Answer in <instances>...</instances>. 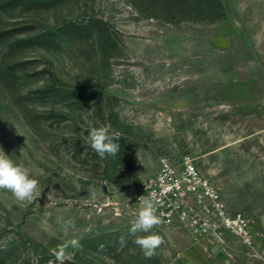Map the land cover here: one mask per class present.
<instances>
[{
    "label": "rangeland",
    "instance_id": "rangeland-1",
    "mask_svg": "<svg viewBox=\"0 0 264 264\" xmlns=\"http://www.w3.org/2000/svg\"><path fill=\"white\" fill-rule=\"evenodd\" d=\"M0 148L39 181L31 203L0 189V264H264V0H0ZM164 161L194 164L251 244L178 218L130 234Z\"/></svg>",
    "mask_w": 264,
    "mask_h": 264
},
{
    "label": "built area",
    "instance_id": "built-area-1",
    "mask_svg": "<svg viewBox=\"0 0 264 264\" xmlns=\"http://www.w3.org/2000/svg\"><path fill=\"white\" fill-rule=\"evenodd\" d=\"M139 191L140 199L156 202L161 223L178 218L199 237L231 233L251 244L248 220L227 210L210 181L190 161L180 165L164 161L156 177Z\"/></svg>",
    "mask_w": 264,
    "mask_h": 264
},
{
    "label": "clouds",
    "instance_id": "clouds-1",
    "mask_svg": "<svg viewBox=\"0 0 264 264\" xmlns=\"http://www.w3.org/2000/svg\"><path fill=\"white\" fill-rule=\"evenodd\" d=\"M91 148L101 157L106 155L115 156L120 149V145L115 141L114 136L106 127L93 128L88 137ZM39 181L35 178L31 168L22 164L6 154L0 148V189L8 190L15 201L20 203H31L39 194ZM80 189V185H75ZM89 196L96 199L102 195V191L95 186L88 189ZM139 211L136 213L135 220L132 222L129 232L132 235L137 233H150L151 230L161 223L160 216L157 214L156 202L151 198H142L139 200ZM70 222L65 223L62 227L66 231ZM135 243L145 251V254L151 256L154 250L162 243V237L158 234H149L137 236ZM72 247H78L75 241L71 242ZM59 264H63L64 252L57 253L56 256Z\"/></svg>",
    "mask_w": 264,
    "mask_h": 264
}]
</instances>
